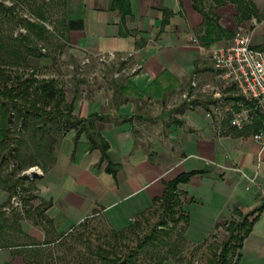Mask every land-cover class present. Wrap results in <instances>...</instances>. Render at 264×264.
I'll return each instance as SVG.
<instances>
[{"label":"crops","instance_id":"crops-1","mask_svg":"<svg viewBox=\"0 0 264 264\" xmlns=\"http://www.w3.org/2000/svg\"><path fill=\"white\" fill-rule=\"evenodd\" d=\"M252 1L264 7V0ZM130 2L123 27L131 33L121 32L111 0H82L83 27L65 31L74 60L117 57L125 65L122 83L112 90L103 85L83 91L73 110L78 117L95 114L94 128L108 143L107 159L100 161L98 147L85 149L84 130L77 135L68 128L58 135L49 160L27 165L37 172L27 181L26 208L17 201L13 178L0 171V264H42L28 263L24 249L53 244L90 218L125 229L162 194L163 180L181 171L198 170L178 187L192 198L185 205H207L212 227L195 240L189 214L185 235L191 242L204 241L222 220L236 217L235 207L246 212L264 202V146L247 127L251 118L241 127L231 123L232 107L237 110L243 102L236 99L235 87L217 76L210 58L211 49L226 38L200 39L202 14L192 0ZM263 39L264 34L254 43ZM76 135L80 154L74 160ZM108 160L113 171L105 168ZM236 168L258 171L249 189ZM10 227L16 230L13 238L24 235V241L7 242ZM244 249L264 255V208L243 241L241 256Z\"/></svg>","mask_w":264,"mask_h":264},{"label":"trees","instance_id":"trees-1","mask_svg":"<svg viewBox=\"0 0 264 264\" xmlns=\"http://www.w3.org/2000/svg\"><path fill=\"white\" fill-rule=\"evenodd\" d=\"M201 2L203 0H192L193 7L202 14L203 33L200 34V39L204 43L228 38L232 35L231 30L219 23V15L215 11L217 6L227 2L233 3L236 9L235 18L237 22L252 17L260 20L263 16V13L259 11L252 0H212L206 9L202 8L201 5L199 6ZM14 7L15 2L10 6L0 2V21L8 14L14 16ZM110 8L116 9L120 14L121 32L131 33L132 30L123 27L125 17L131 13L130 0H111ZM37 17L38 20L35 21L20 16L17 17V21L25 24L27 30L16 35L12 34L8 40L0 36L1 57L4 54L12 55L14 64L26 66L29 56H42L44 54L41 48L34 43L33 38H29L27 32L30 29L34 30L38 37L44 38V33L50 31L44 23L46 16L39 11ZM162 21H165V19ZM61 24V28L66 31L82 28L83 15L81 10L78 12L70 11L67 17L62 18ZM52 28L54 32L57 29L59 30L60 27L53 25ZM60 32L64 36L65 43L67 40L66 35L63 34V31ZM257 46L264 49V39ZM76 98L77 92L75 91L71 99L67 100L62 86L58 85L53 77L38 78L33 71L25 76L23 73L13 72L10 67L0 65V145L1 143L7 145V150L0 154V161L10 160L15 167L13 169L15 171L27 168L30 163H32L31 165L43 163L52 157L51 150L58 135L70 127L75 128L77 135L81 130H84L89 139L85 149L98 147L101 151L100 161L107 159L108 143L94 128L92 117L95 114H89L86 117L76 116L73 113ZM236 99H240L247 106L251 104L249 100L240 95ZM250 118L251 124L247 127L253 130L259 129L264 124V113L259 109L250 111ZM34 119L41 121L35 122ZM15 120H18L19 123L16 128L17 133L13 136L11 131ZM35 130H39L38 135H36ZM29 131L30 138L39 139L35 145V152L31 155V157H34L32 160L23 157L21 152L22 148H29L26 143V134ZM77 135L72 152L74 160L80 154ZM13 139L17 140L15 146H12ZM25 154L26 152H24ZM37 154H41L42 157L39 159ZM105 168L113 171L110 160L107 161ZM197 171H181L174 177L163 180V192L160 196L154 197L153 202H158L159 217L142 235L143 225H149L147 218L143 216L144 212L140 214L142 220L138 217L125 229H114L115 235H121L122 237L124 233L129 232L136 241L134 245L123 242L126 252L122 259H125V264H132L135 256L139 253L145 257V264H162L168 258L174 261L181 259L178 254L179 246L181 241L186 238L185 230L189 221V212L182 209V204L191 201L192 198H187L186 191L180 189L178 184L188 181L190 176ZM16 182L17 180L13 179L12 185L15 186ZM263 208L264 202L246 212L235 207L233 214L236 217H232L223 224L227 237L212 251L211 257L204 264H239L243 241L251 231L254 220ZM175 214L176 216H174ZM116 258L118 261L121 259L119 256Z\"/></svg>","mask_w":264,"mask_h":264},{"label":"rangeland","instance_id":"rangeland-1","mask_svg":"<svg viewBox=\"0 0 264 264\" xmlns=\"http://www.w3.org/2000/svg\"><path fill=\"white\" fill-rule=\"evenodd\" d=\"M7 6H10L15 2L14 16L6 15L5 18L0 21V36L6 40L10 36L16 35L19 32H26L27 27L25 24H21L17 21V17L28 18L30 20H38L37 12H42L46 16L45 25L50 30L44 33V38L38 37L34 30L27 31L29 38H33L36 43L44 52L42 56H29L27 58L26 66L13 63V56L4 54L0 56V65L10 67L13 72L23 73L25 76L30 72H35L38 78H50L53 77L56 83L62 86L67 100H70L74 92L81 95L83 91H91L99 86H105L106 89L112 90L117 84H120L124 80V76L127 75L125 65L122 64L116 58L105 59L99 56L89 58L88 61L80 63L74 60L67 53L66 42L64 43V36L66 30L61 28L62 18L67 17L70 11L78 12L82 8V0H0ZM212 0H205L201 2L202 8L209 7V3ZM263 13L260 20L252 17L242 22H237L235 18L236 9L233 3L227 2L221 6H218L215 11L219 15V22L227 27L232 32L239 23H243L245 26L253 29L254 42H260L264 34V7H258ZM83 15V14H82ZM53 25H58L60 28L57 31L53 30ZM202 26V24H201ZM53 33H52V32ZM229 38V37H228ZM226 38V39H228ZM256 39V40H255ZM233 111L235 108L232 107ZM231 111V110H230ZM228 115V114H227ZM226 115V116H227ZM35 122L41 120L34 119ZM18 120H15L12 124L11 135L15 136L17 133ZM36 135L39 134V130H35ZM54 134V132H53ZM56 134V133H55ZM30 131L26 134L28 149L22 148L23 157L32 160L34 157L31 155L35 152V145L39 141L38 138H30ZM17 140H12V146H15ZM44 143H46L44 141ZM46 145V144H44ZM24 146V145H23ZM22 146V147H23ZM7 150L6 143H1L0 154ZM24 152L26 154L24 155ZM40 159L41 154H37ZM0 171L3 175H9L13 179L17 180L15 188L18 190L17 201L28 206V180L34 175L37 167L32 166L24 170L15 169L13 163L10 160H5L0 164ZM247 181L245 188L249 189L251 184L256 181L258 177V171H247L241 168H236ZM18 175V176H17ZM14 188V191L16 190ZM182 204V209L188 211L191 217L190 231L195 232V240L201 239L202 235L206 232H210L212 227L208 226L209 220V208L207 205L200 209L195 205ZM30 206V205H29ZM25 207V208H26ZM31 210V207H29ZM203 210V211H202ZM27 211V210H26ZM30 216L36 217L33 211H30ZM14 216H16L14 214ZM143 216L147 218L149 225L144 224L141 230V235L150 228V226L159 217L158 202L154 203L148 210L144 211ZM176 216V214L174 215ZM142 220V217L139 216ZM230 217L225 218L228 220ZM170 220V218H169ZM222 220L220 224L215 228L214 232L205 238L204 241L194 243L187 237L181 241L179 246L180 260L174 261L171 258L165 259L162 264H204L208 258L211 257L212 251L219 245V243L227 237V232L223 227ZM182 222V221H180ZM263 222H260L262 224ZM171 224V223H170ZM9 239L7 242L13 240L24 241V235L19 239L13 238L16 235L14 228H9ZM189 231V232H190ZM191 239H194L190 237ZM4 241V240H3ZM25 241H29L26 238ZM123 242L130 245L135 244V239L131 237L129 232L124 233V236L115 235L114 229H112L101 218H90L81 225L71 229L59 240L53 244L38 247H26L25 260L28 263L37 262L42 264H117L119 261L116 258L119 256L122 260L126 248ZM165 248V247H164ZM37 249L39 251H37ZM240 258V264H264V255L256 257L251 254L250 251L244 249ZM132 264H145L146 259L142 254H137Z\"/></svg>","mask_w":264,"mask_h":264},{"label":"built area","instance_id":"built-area-1","mask_svg":"<svg viewBox=\"0 0 264 264\" xmlns=\"http://www.w3.org/2000/svg\"><path fill=\"white\" fill-rule=\"evenodd\" d=\"M210 58L217 76L251 102L233 111L231 123L241 127L249 120L250 111L259 109L264 113V49L254 43L253 29L239 23L228 39L211 49ZM252 137L264 146V126Z\"/></svg>","mask_w":264,"mask_h":264},{"label":"water","instance_id":"water-1","mask_svg":"<svg viewBox=\"0 0 264 264\" xmlns=\"http://www.w3.org/2000/svg\"><path fill=\"white\" fill-rule=\"evenodd\" d=\"M117 264H125V259L120 260Z\"/></svg>","mask_w":264,"mask_h":264}]
</instances>
